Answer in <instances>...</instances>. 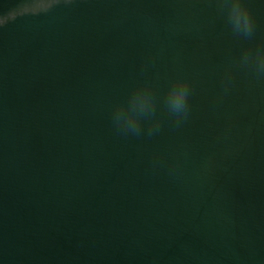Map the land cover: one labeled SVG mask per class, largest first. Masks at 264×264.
<instances>
[{"label":"water","instance_id":"water-1","mask_svg":"<svg viewBox=\"0 0 264 264\" xmlns=\"http://www.w3.org/2000/svg\"><path fill=\"white\" fill-rule=\"evenodd\" d=\"M248 5L251 40L214 0H0V264H264V79L226 71L264 45ZM145 82L159 132L118 134Z\"/></svg>","mask_w":264,"mask_h":264},{"label":"clouds","instance_id":"clouds-1","mask_svg":"<svg viewBox=\"0 0 264 264\" xmlns=\"http://www.w3.org/2000/svg\"><path fill=\"white\" fill-rule=\"evenodd\" d=\"M217 11L225 15L226 23L233 36L251 40L256 31V23L248 0H214ZM247 69L256 79H264V45L244 49L239 59L228 66ZM226 85L231 83L230 77H225ZM227 91V87L225 88ZM191 83L183 77L176 78L168 88L164 98V108L177 125L187 121L190 112ZM157 98L150 83L137 85L127 103H119L113 109V125L118 134H142L144 122L148 121V135L160 130V121L156 117Z\"/></svg>","mask_w":264,"mask_h":264}]
</instances>
